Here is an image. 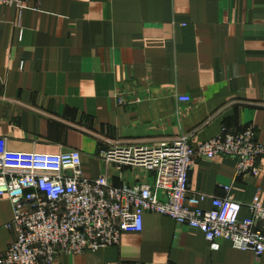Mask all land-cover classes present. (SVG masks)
Returning a JSON list of instances; mask_svg holds the SVG:
<instances>
[{"label": "crops", "instance_id": "1", "mask_svg": "<svg viewBox=\"0 0 264 264\" xmlns=\"http://www.w3.org/2000/svg\"><path fill=\"white\" fill-rule=\"evenodd\" d=\"M187 96L188 103H179ZM254 126L264 145V0H28L0 5V142L6 150H77L82 171L104 172L101 151L154 147L184 134L192 145L222 130ZM257 177H235V161H197L192 192L233 200L247 216L264 204V157ZM110 182L150 183L143 171L111 168ZM12 206L0 198V253L14 234L2 227ZM53 264H264L199 231L145 214L140 233L118 245Z\"/></svg>", "mask_w": 264, "mask_h": 264}, {"label": "built area", "instance_id": "2", "mask_svg": "<svg viewBox=\"0 0 264 264\" xmlns=\"http://www.w3.org/2000/svg\"><path fill=\"white\" fill-rule=\"evenodd\" d=\"M28 0H0V5L23 9ZM188 103L187 96H178ZM264 145L254 126L231 134L225 130L206 142L192 145L181 134L154 147L114 146L101 151L104 172L95 179L82 171L77 150L56 154L14 152L0 142V198L12 206V218L2 227L14 234L0 264H53L61 254L81 255L116 246L124 233H140L145 214L167 217L178 225L199 231L212 252L219 241L264 257V204L258 196L240 217L241 205L230 187L220 186L223 198H212L208 210L201 208L206 196L192 192L188 174L197 161L230 158L235 177H257ZM111 168L143 171L150 183L110 182Z\"/></svg>", "mask_w": 264, "mask_h": 264}]
</instances>
